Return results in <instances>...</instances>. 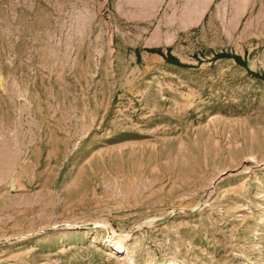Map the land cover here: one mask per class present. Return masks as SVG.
I'll list each match as a JSON object with an SVG mask.
<instances>
[{
    "label": "rangeland",
    "instance_id": "374dc122",
    "mask_svg": "<svg viewBox=\"0 0 264 264\" xmlns=\"http://www.w3.org/2000/svg\"><path fill=\"white\" fill-rule=\"evenodd\" d=\"M0 264H264V0H0Z\"/></svg>",
    "mask_w": 264,
    "mask_h": 264
},
{
    "label": "bare ground",
    "instance_id": "6f19581e",
    "mask_svg": "<svg viewBox=\"0 0 264 264\" xmlns=\"http://www.w3.org/2000/svg\"><path fill=\"white\" fill-rule=\"evenodd\" d=\"M114 247H115V250L111 251V252L117 251V249H119L121 247V244L120 243H115Z\"/></svg>",
    "mask_w": 264,
    "mask_h": 264
}]
</instances>
